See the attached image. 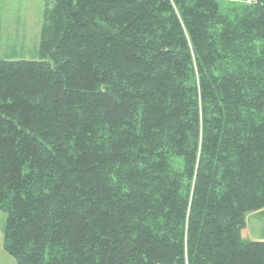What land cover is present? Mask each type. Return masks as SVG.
Returning <instances> with one entry per match:
<instances>
[{"label":"trees","instance_id":"16d2710c","mask_svg":"<svg viewBox=\"0 0 264 264\" xmlns=\"http://www.w3.org/2000/svg\"><path fill=\"white\" fill-rule=\"evenodd\" d=\"M0 59L16 264H264V0H47ZM181 159L176 169L174 159Z\"/></svg>","mask_w":264,"mask_h":264},{"label":"rangeland","instance_id":"374dc122","mask_svg":"<svg viewBox=\"0 0 264 264\" xmlns=\"http://www.w3.org/2000/svg\"><path fill=\"white\" fill-rule=\"evenodd\" d=\"M46 2L47 0H0V59H39L36 50ZM173 165L176 169L181 168V159H174ZM5 219L6 215L0 211V264H16L3 249ZM244 238L252 241L264 238V214L255 212L247 215Z\"/></svg>","mask_w":264,"mask_h":264},{"label":"built area","instance_id":"2783aa9c","mask_svg":"<svg viewBox=\"0 0 264 264\" xmlns=\"http://www.w3.org/2000/svg\"><path fill=\"white\" fill-rule=\"evenodd\" d=\"M222 3H239L243 5H253L257 0H215Z\"/></svg>","mask_w":264,"mask_h":264},{"label":"crops","instance_id":"0c3cea01","mask_svg":"<svg viewBox=\"0 0 264 264\" xmlns=\"http://www.w3.org/2000/svg\"><path fill=\"white\" fill-rule=\"evenodd\" d=\"M259 215H261V214H264V210H262V211H259V212H257ZM244 231H245V229H244ZM244 231H243V233H242V236L244 237ZM257 241H264V238H258V239H256Z\"/></svg>","mask_w":264,"mask_h":264}]
</instances>
